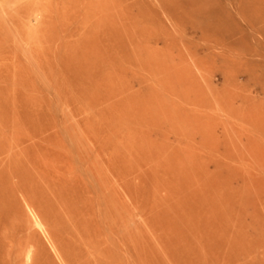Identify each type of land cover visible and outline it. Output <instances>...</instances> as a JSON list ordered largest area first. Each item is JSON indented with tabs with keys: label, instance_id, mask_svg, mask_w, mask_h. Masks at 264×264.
I'll return each mask as SVG.
<instances>
[{
	"label": "rangeland",
	"instance_id": "obj_1",
	"mask_svg": "<svg viewBox=\"0 0 264 264\" xmlns=\"http://www.w3.org/2000/svg\"><path fill=\"white\" fill-rule=\"evenodd\" d=\"M25 1L38 31L0 29V264H89L82 234L129 264L104 197L152 264H264V0H94L86 24L88 0ZM104 15L122 51L95 40V75L68 33Z\"/></svg>",
	"mask_w": 264,
	"mask_h": 264
},
{
	"label": "bare ground",
	"instance_id": "obj_2",
	"mask_svg": "<svg viewBox=\"0 0 264 264\" xmlns=\"http://www.w3.org/2000/svg\"><path fill=\"white\" fill-rule=\"evenodd\" d=\"M9 0H0V7L3 9V15L5 18L0 17V29H5L7 28V24L10 25L11 27L13 26L17 32L20 34H27L25 31L31 33V32H36L38 31V28H35V26H31V21L30 18L35 16V20L39 22L37 19L39 18L38 16L42 17V14H40V11H43L40 7H34L31 3L29 4L27 1L19 4H15L12 7H7L6 5L9 3ZM58 5H63L65 6L68 2V0H56ZM193 2H199L200 0H192ZM7 7V8H6ZM94 0H88V8L86 9L85 13V22L89 23L92 21L93 17L95 16V8H94ZM59 10V9H58ZM193 13V16L197 15V11L195 10ZM123 15V14H122ZM121 15V17H122ZM207 16L214 18V16L210 13L207 14ZM120 19L122 20V18ZM57 18H62L58 16ZM58 19V20H59ZM218 22V20H217ZM106 17L105 15L101 18L99 22L94 21L93 23H90V26L86 28H83L81 32H69V39L73 38L75 36H79L78 42L83 45L84 47V52H83V58L84 60L88 61L86 63L85 70L92 74H97V68L101 70H105L106 66V59H100L97 55H99V50L96 51V41L100 37H103L105 41V46L106 50L108 51H113L114 49H118L121 52L122 51V41L121 39H118L116 36L115 31L111 27L106 26ZM54 24V19H51L50 21H47L46 26L47 30L45 32L48 33V35H51V32L48 30L50 29ZM219 25V24H218ZM120 27H122V21L120 24ZM120 31V29H119ZM68 35L64 36V38H59L56 42L54 41V44H56V49L54 52V58L57 64L63 66L64 65V56L68 54L70 50L69 49V41H67ZM45 38H47L44 35ZM5 52L13 53L9 47H5ZM232 50V48L230 49ZM2 50L0 51V53ZM118 55H121L119 53ZM3 58V57H2ZM16 60L12 62V64L7 69L6 75L2 77V80L4 81L5 84H10V83H18L20 79H22V75L24 72L27 71V65L24 64L19 57H15ZM43 59V58H42ZM41 56L38 57V60L40 63L42 62ZM2 68V67H1ZM2 71V69H0ZM103 79L106 78V74H103L102 77ZM15 81V82H14ZM108 201L104 197L102 198V205L104 206V214L106 216V221L109 225V232L110 238L113 236H116L119 241L123 243V245L126 248V252L128 256L130 257L131 261L129 264H152V258H151V253L149 250L146 249V246L143 243V240L141 239V234H140V227L139 225L135 222L134 229L132 232H126V228L120 227L118 225V219L116 216L112 215L110 210V207L108 206ZM116 211V207L114 206V212ZM36 226H40V223L37 221L35 222ZM82 225H80L81 227ZM79 227V229H80ZM80 233V230H79ZM108 234H106V237ZM81 239L80 241L84 244L86 247V252L90 257V262L89 264H122L121 263V258L119 255L116 254V252L112 249L111 244H108L105 246L107 243L105 241H100V240H93L92 238L89 239L83 234L80 236ZM114 244V242H112Z\"/></svg>",
	"mask_w": 264,
	"mask_h": 264
}]
</instances>
